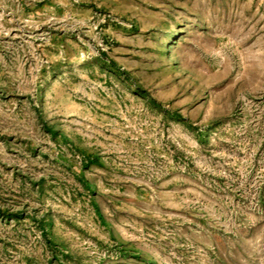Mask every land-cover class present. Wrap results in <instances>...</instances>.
Returning a JSON list of instances; mask_svg holds the SVG:
<instances>
[{
	"label": "rangeland",
	"instance_id": "obj_1",
	"mask_svg": "<svg viewBox=\"0 0 264 264\" xmlns=\"http://www.w3.org/2000/svg\"><path fill=\"white\" fill-rule=\"evenodd\" d=\"M0 264H264V0H0Z\"/></svg>",
	"mask_w": 264,
	"mask_h": 264
},
{
	"label": "trees",
	"instance_id": "obj_2",
	"mask_svg": "<svg viewBox=\"0 0 264 264\" xmlns=\"http://www.w3.org/2000/svg\"><path fill=\"white\" fill-rule=\"evenodd\" d=\"M153 104H157L155 100H151ZM166 112V111H165Z\"/></svg>",
	"mask_w": 264,
	"mask_h": 264
}]
</instances>
